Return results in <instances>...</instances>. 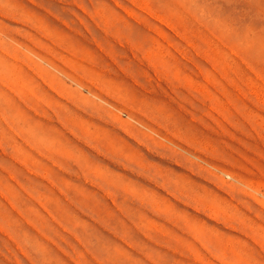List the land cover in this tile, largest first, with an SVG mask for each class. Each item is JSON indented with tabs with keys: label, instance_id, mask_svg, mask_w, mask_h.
Masks as SVG:
<instances>
[{
	"label": "rangeland",
	"instance_id": "374dc122",
	"mask_svg": "<svg viewBox=\"0 0 264 264\" xmlns=\"http://www.w3.org/2000/svg\"><path fill=\"white\" fill-rule=\"evenodd\" d=\"M0 42L5 227L72 264L69 228L99 264H264V0H0Z\"/></svg>",
	"mask_w": 264,
	"mask_h": 264
},
{
	"label": "bare ground",
	"instance_id": "6f19581e",
	"mask_svg": "<svg viewBox=\"0 0 264 264\" xmlns=\"http://www.w3.org/2000/svg\"><path fill=\"white\" fill-rule=\"evenodd\" d=\"M89 1L91 2V0H89ZM84 10H85L86 13H88V9L87 8L84 7ZM89 15L91 16V18H93L95 20V16L94 15H92L90 13H89ZM160 20H162V18ZM170 29H171V27H170ZM172 30H173V28H172ZM173 31H175V30H173ZM105 32L108 33L109 35H112L113 37H116L117 36L116 34L109 33L108 30L105 31ZM116 39L118 41L120 40L121 42H123L120 39V37H117ZM128 43H131V41L128 40ZM0 48L6 49L10 53H12L15 56V58H17V59H19L21 61H27L26 58H24L21 54H19L17 51H15L17 49H12L11 47H8L4 42H0ZM176 52H177V50H176ZM184 56L187 57V55H184ZM213 65L215 67H217L215 63H213ZM24 141H25V139H24ZM5 155H6V153H5ZM21 162L23 164L27 165V166L29 165V163L24 158L21 159ZM9 176L7 177L5 175H0V195H1L0 196V216H1V212H4V213L10 212L7 209V206L5 204H3V200H2L3 198L7 199L9 201L8 203H10L14 208L19 209L18 202L16 200V196L18 195L19 192L16 190V187L15 186H13V185H11L9 183V179L16 180L17 178L12 173H10ZM5 181H7V183H5ZM51 183H52V186L53 185L56 186V183L54 182V180H52ZM29 193L31 194L32 197H34L44 207V209H47L49 211V214L51 215V217L53 218L54 221H56L57 223H59L62 226L64 225V223H67V221L65 219V216L66 215H70V214L69 213L68 214H65L64 212H62L61 206L59 205V200L58 199L52 198V197L39 198V197L35 196L34 194H32L31 192H29ZM23 217H24V220H25L24 222L27 221L29 224H31L33 226L35 225V224L30 223L28 221V219L26 218V216L23 215ZM78 226H79V223H77V225L74 226V229H77ZM39 231L41 232V236L42 237L43 236H45L47 238L49 237V235L46 234L45 232H43V230L39 229ZM69 231L85 247L86 251L88 252V254L91 257L90 259L87 258L89 260V262L92 261L94 263H98L99 264L100 263V259L98 258V256L91 249H89L88 246L86 245V243H89V242H88V240H85L84 239L85 236H86L84 230L82 231V234L80 236H78L77 234H75V232L73 230H71L70 228H69ZM0 232L8 235L10 241L14 245H16V248L18 250H20L21 253L24 255V260L26 262H28V263L30 262V264H48V262H47L48 261V259H47V256L48 255H47V253H49L52 257L59 259L60 262H62V264H66L67 262L70 263V264H72L71 262H69V258L72 259V255H71L70 252H68L66 249L60 247V252L62 253V256L59 255V254H53L50 248L44 246L43 242L41 241V239L37 235L36 236L31 235L28 231L21 232L20 230L18 231V230H14V229H11V228H7V227H5V225L3 224V222L1 220H0ZM32 239H33V241H32ZM30 241H32V245L30 244ZM23 243L29 245V248L24 247L22 245ZM4 246L6 247V249L8 250V252H10L12 255H14L13 251L11 250V248H10V246L8 244L4 243ZM31 246L36 250V252L38 254L37 256H34V254H33V248ZM70 246L74 250L75 247H73L72 245H70ZM0 256H3L2 253H0ZM15 258H16V261L15 262L12 261L11 263H13V264L20 263V260L18 259V257L15 256ZM83 260H84L83 257H79V261L78 262L75 261V263L76 264H83ZM114 263L115 264H118L116 261H114Z\"/></svg>",
	"mask_w": 264,
	"mask_h": 264
}]
</instances>
